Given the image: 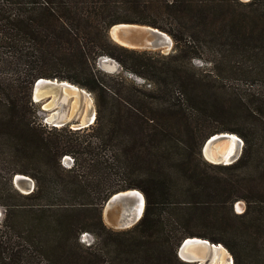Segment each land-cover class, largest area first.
I'll return each instance as SVG.
<instances>
[{
  "label": "trees",
  "instance_id": "obj_1",
  "mask_svg": "<svg viewBox=\"0 0 264 264\" xmlns=\"http://www.w3.org/2000/svg\"><path fill=\"white\" fill-rule=\"evenodd\" d=\"M119 23L166 33L173 51L115 44L107 30ZM101 56L143 84L100 73ZM38 79L92 93L93 124L43 126L31 98ZM257 81L264 0H0V264H196L177 257L186 238L221 244L233 264H264ZM219 133L243 141L233 164L201 156ZM16 174L34 181L31 193L14 188ZM131 189L144 198L141 218L126 230L107 228L104 203ZM83 233L94 243H81Z\"/></svg>",
  "mask_w": 264,
  "mask_h": 264
},
{
  "label": "water",
  "instance_id": "obj_2",
  "mask_svg": "<svg viewBox=\"0 0 264 264\" xmlns=\"http://www.w3.org/2000/svg\"><path fill=\"white\" fill-rule=\"evenodd\" d=\"M107 35H108V38L115 44L121 47L127 48L129 50H134V51H139V52L146 51V52L167 53L168 49H170V47L172 46V39L166 33L156 28H152L150 26H145V25L128 24V23L115 24L107 30ZM165 36H168V38L170 39L169 48H167L166 44L163 42V39ZM61 82H66V81H58L57 79H52V80L51 79H38L36 80L31 90L32 101L34 103H38L39 101H42L44 97H42L38 101L35 100L36 99L35 97L40 96L39 93H42L44 91L45 93H48L47 95H50V96H52L54 92L58 94V92L61 91L60 89L61 86H58V84H61ZM44 83H48V84H44ZM51 83H54L55 85ZM91 114L93 116V121L92 122L89 121L88 123L81 124V125L80 123H78L76 126V130L86 128L93 124L95 120L96 112L93 113L92 109L90 108L89 115ZM231 134L232 133H219V134H214L208 137L204 141L200 149L202 158L215 165H230L236 162L242 152L243 142L241 139H240L241 142H240L238 153L236 152V148H235L233 149L232 154L224 156L223 158L219 156L217 157V151H216L217 144L224 142L226 140H230ZM215 156L220 161L213 163L208 160V157H211L213 159ZM12 183H13V186L18 191L26 190L27 194L31 193L34 189L33 181L30 179L27 180L26 176L21 175V174L14 175L12 179ZM24 184L26 185L24 186ZM131 190H135V189H131ZM131 190H126V191L113 194L112 196L108 198V200L103 205L102 210L104 214L107 215L112 221L114 220V218L112 217L113 209L120 208V209H117V211L119 212L118 215L124 212L125 224L123 225V227H118L116 225L115 226L116 228H121V229L130 228L133 225H135L142 216V214H140L137 219L133 220L132 211L128 206V203H132L133 200L132 202L131 200L129 202V197L127 201H124L125 198L118 197L119 194L127 193L128 191H131ZM140 196L142 199V212H143L144 198L141 193H140ZM0 217H1V214H0ZM114 221L116 222V219ZM219 247L224 248L219 243H211L205 239L186 238L178 246L176 254H177V257L181 261L186 262V263L210 264L211 258L218 252ZM226 252L228 253L227 250ZM229 256L231 259V264H233V259L230 254Z\"/></svg>",
  "mask_w": 264,
  "mask_h": 264
},
{
  "label": "rangeland",
  "instance_id": "obj_3",
  "mask_svg": "<svg viewBox=\"0 0 264 264\" xmlns=\"http://www.w3.org/2000/svg\"><path fill=\"white\" fill-rule=\"evenodd\" d=\"M239 1L242 3H247L250 0H239ZM173 47H174V43L172 41V46L170 47V49H168L167 53H160V52H151V53H159L162 55H167L173 51ZM194 64L196 66H201L200 62H198V61L194 62ZM204 66H205V68H209L208 64H205ZM95 67L100 73L112 75V76L120 75V76H123L127 79L135 81L137 84H143L142 80L135 78L131 74L124 71L120 67V65L118 64L117 61H115L114 59L109 58L107 56H101V57L97 58L96 62H95ZM256 84H257V86L260 87L261 90H264V82L263 81H257ZM73 86H75L79 89L78 86H76V85H73ZM79 90L84 91V92L80 94L78 99H76L74 96L65 95L61 89V91H59L58 94L56 95V97L54 98L52 106L48 109H46L45 105L50 102V100H51L50 98L52 96H50V95L44 96V99L42 101L35 103V105H36V116H37L38 121L43 126H45L46 128H57L58 129V128L63 127V128H67L70 130H76L77 124L82 123L83 118H84V114H86V116L89 115L90 108L92 109L93 113L96 112L94 95L85 89L80 88ZM38 100H40V99H38ZM38 100H36V101H38ZM52 100H53V98H52ZM54 114H56V115H54ZM48 118H54V119H53V121L50 122L48 120ZM57 123H61V124L57 125ZM72 161L73 160L71 157L65 156L62 158L61 164L63 165V167L69 168L72 165ZM208 163H210V162H208ZM28 178L30 180H32L30 177H28ZM33 183H34V181H33ZM18 192L21 194L27 195L26 190H20ZM233 208H234L235 213H241V212H243L244 205H243V203L238 202V203L234 204ZM117 209H120V208H117ZM117 209H113V211H112V217L114 218V220L116 219V217H118L119 212L117 211ZM0 212H1V217H0V221H1V219L3 217V208L1 206H0ZM102 220H103V223L105 224V226L109 229H112L114 231L126 230V229L116 228L115 227L116 226L115 221L114 220L112 221L107 215H105L103 210H102ZM127 229H129V228H127ZM94 241H95L94 236L90 233H83L80 235V242L86 246L94 243Z\"/></svg>",
  "mask_w": 264,
  "mask_h": 264
},
{
  "label": "bare ground",
  "instance_id": "obj_4",
  "mask_svg": "<svg viewBox=\"0 0 264 264\" xmlns=\"http://www.w3.org/2000/svg\"><path fill=\"white\" fill-rule=\"evenodd\" d=\"M163 42L166 44L167 48L170 47V39L168 38V36L164 37ZM44 84H48V83H44ZM51 84L55 85L54 83H51ZM58 86H61L62 92L65 95L74 96L76 99H78L80 94L84 92V91L79 90L77 87L67 83V82H61V84H58ZM47 94L48 93H45V91L42 93H39L40 96H36L35 100L41 99L42 97L46 96ZM55 94L56 93L54 92L52 97L50 98L51 99L50 102L45 105L46 109H48L52 106L54 98L57 95V94L56 95ZM52 98H53V100H52ZM54 115H56V114H54ZM53 119L54 118H48V120L50 122L53 121ZM89 121L90 122L93 121L92 114L88 115V116H86V114H84V118H83V121L81 124L88 123ZM61 123H57V125L61 124ZM240 142H241L240 139L235 134H231L230 140H226L224 142L217 144V147H216L217 148V150H216L217 151V157L219 156V157L223 158L224 156L230 155V154H232L233 149H235V148H236V152L238 153V150L240 147ZM217 157L215 156L213 159L211 157H208V160L213 162V163H216L217 161H220L217 159ZM26 179L29 180V178H27V177H26ZM25 185L26 184H24V186ZM118 197L125 198L124 201H127L128 197H129V202H130V200H131V202L133 200L132 203H128V206L131 209L132 214H133V216H132L133 220L137 219L138 216L143 213L142 212V199H141L140 193L138 191L131 190V191H128L127 193L119 194ZM0 214H1V212H0ZM124 217H125L124 212L121 213L120 215H118V217H116L115 224L118 227H123V225L125 224ZM210 264H231V259H230L229 254L226 252V250L222 247H219L218 252L211 258Z\"/></svg>",
  "mask_w": 264,
  "mask_h": 264
}]
</instances>
